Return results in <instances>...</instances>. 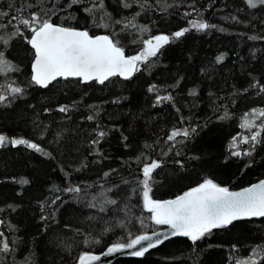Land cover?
<instances>
[{"label":"trees","instance_id":"16d2710c","mask_svg":"<svg viewBox=\"0 0 264 264\" xmlns=\"http://www.w3.org/2000/svg\"><path fill=\"white\" fill-rule=\"evenodd\" d=\"M14 2L23 4L25 0H0L4 5ZM106 2L115 18L128 14L120 8L118 0ZM151 2L159 9H150L138 21L149 27L148 35L171 34L187 26L188 19L192 18H202L216 24L217 28L206 32L190 31L162 49L161 54L131 80L116 77L105 86H85L75 80L58 81L49 89L30 86V46L19 40L13 44L10 58L18 65L19 71L10 73L8 77L0 76V85L15 80L25 87V94L17 98L10 108L0 106V133L33 140L46 152H51L52 156L23 147L0 149V207L5 208L0 213V219L6 220L0 230L30 243L36 252L38 264H53L54 259L56 264H62L49 243L55 235L59 234L71 245V257L74 258L82 251L90 250L80 243L83 237L77 235L75 229L79 227L93 235L99 233L97 223L86 219L88 215L99 214L62 192L60 195L66 203L59 207L55 219L40 220L42 214L51 212L47 207L55 195L51 190L64 187L62 165L72 171L74 181H87L93 185L92 191L98 192L99 184L109 187L122 179L134 184L139 171L136 157L145 152L152 159L162 161V167L154 173L151 193L154 199L175 198L205 178H212L229 190H238L264 179V144L258 145L252 156L240 159L231 157L228 151L232 138L242 132L239 122L244 112L254 107H264V103L255 95H233L236 89L246 87L249 81L264 77V40L251 41L247 38L251 35L264 36V22L261 19L264 12L256 10L253 15L243 0ZM191 5L195 6L198 16L194 14L185 18L183 12L191 11ZM232 15L245 23L232 21ZM3 19L0 17V20ZM62 19L63 16L56 22ZM72 24L84 27L86 20L78 16ZM87 26L95 34H105L102 28L91 24ZM122 37L127 55L138 53L142 48L141 39L147 38L136 32L122 33ZM220 55H224L225 59L217 63L216 58ZM151 84H156L161 92L164 89L171 92L174 103L153 107L154 95L147 91ZM193 91L196 94L190 95ZM114 99H119L120 103H112ZM73 101L74 110L67 117L56 111L58 105L72 104ZM88 105L93 107L89 108ZM45 109L51 111L45 112ZM95 111L99 113L95 123L108 131L107 137L99 145L107 158L99 163L94 162L97 157L88 155L95 123L85 119ZM225 111L229 112V118L218 119ZM181 116L185 118V124L179 123ZM189 125H199L197 133L185 144H177L168 152L169 145L163 139L167 132L173 127ZM125 136L128 137L126 141L123 139ZM146 144L150 146L147 149L144 147ZM247 147L241 145L242 149ZM176 160H183L184 167L176 164ZM81 162L88 163L89 167L75 172L74 169ZM109 169H116L117 172L107 181L101 180L103 172ZM20 180H28L29 183L20 184ZM128 187L122 186V192ZM138 200L139 197L133 195L128 208L121 205L123 210L118 215L115 209L111 214L116 217V222L126 219L135 224L132 228L134 232L139 228L140 216L145 218L149 228L154 227L146 219L149 214L142 212ZM42 204L45 205V213L41 212ZM7 205H12L16 210L7 209ZM9 223L17 229L14 234L7 231ZM64 225L71 227L65 228ZM116 232L110 233L102 245H95L91 250L102 252L109 239L116 238ZM259 242H264V220L254 219L237 222L228 229L214 232L200 242L195 252L186 238L176 237L143 258L119 259L113 264H229L231 256L245 255ZM233 245L239 249L235 254L232 252ZM70 264H75L74 259Z\"/></svg>","mask_w":264,"mask_h":264},{"label":"snow or ice","instance_id":"6c2138e0","mask_svg":"<svg viewBox=\"0 0 264 264\" xmlns=\"http://www.w3.org/2000/svg\"><path fill=\"white\" fill-rule=\"evenodd\" d=\"M118 3L120 8L128 12L120 18H115L109 11L106 0H39V2L25 0L23 4L0 3V17L4 18L0 20V76L8 77L10 73L19 71L18 65L10 58L13 44L19 40L25 42L31 49L30 86L49 89L61 80H75L85 86L93 84L105 86L116 77L128 81L136 73L144 71V66L149 65L153 58L161 54L162 49L185 37L190 31L206 32L217 28L216 24L202 18H192L188 19L187 26L171 34L148 35L149 27L138 21L150 9L157 11L159 6L154 7L151 0H118ZM243 3L247 9L252 10L253 15L256 14V10L264 12V0H243ZM173 6L181 7V5H169V7ZM191 8V11L183 12L185 18L192 17L194 14L198 16L195 6L191 5ZM61 16H63L61 22H56L61 19ZM78 16L86 20L84 27L73 26L72 21H75ZM231 19L236 23H245L236 15H232ZM261 19L264 22V16ZM88 24L104 29L105 34L91 32ZM128 32H136L147 37L141 39L142 48L134 55H127L122 44V33ZM247 38L251 41L264 40V36L260 35H251ZM216 59L217 63H222L225 56L220 55ZM147 91L154 95L153 107L164 103H174L172 93L167 89L161 92L156 84H151ZM237 93L255 95L264 103V77L249 81L246 87L236 89L233 95ZM24 94L25 87L17 84L15 80L2 84L0 85V106L10 108L16 99L23 97ZM195 94L194 91L190 93V95ZM112 103H120V100L114 99ZM74 104L75 101L72 104H60L56 107V111L67 117L74 110ZM88 107L93 106L88 105ZM50 111L51 109H45V112ZM98 114V111H95L87 115L85 119L95 123ZM229 116V112L225 111L218 119L225 120ZM185 122V118L181 116L179 123L185 124ZM239 127L242 132L233 137L228 145L229 155L238 159L252 156L256 147L264 144V107H254L244 112L240 118ZM198 128L199 125L171 128L163 138L165 144L169 145L168 152H171L177 144H185L192 139ZM93 133V138L89 141L88 155L97 157L98 159L94 162L99 163L107 158L99 145L107 137L108 131L101 124L95 123ZM123 139L126 141L128 137L125 136ZM241 145L248 147L242 149ZM9 146L23 147L45 156H52L51 152H46L33 140L0 133V149ZM144 147L147 149L150 146L146 144ZM176 155L179 156L180 153L177 152ZM52 158L55 159V157ZM194 158L198 159V157ZM136 162L139 171L134 184L127 179H122L109 187L99 184L98 192L92 191L93 185L87 181H74L72 171L61 166V171L65 174L64 187H55L51 190L55 193L47 203L51 212L42 214L40 220L43 222L55 219L59 207L66 203L60 195L61 192L99 214V216L86 217L89 222L97 223L99 228L97 235L82 231L79 227L75 229L77 235L83 237L80 243L90 250L82 251L73 258L71 257L72 247L64 241L62 236L57 234L49 241L62 264H70L72 259L75 264H97L102 261V257L116 254L143 258L174 237L186 238L190 242L192 251L195 252L200 247V242L205 241L218 230L228 229L237 222L264 220V180L240 191H230L228 187L221 186L214 179L205 178L174 199H154L151 194L155 181L154 173L162 167V161L152 159L145 152H141L136 157ZM174 162L181 168L184 167L183 160ZM88 167V163L81 162L74 171L80 172ZM116 172V169H109L103 172L100 179L107 181ZM19 183L26 185L29 181L20 180ZM122 186L129 187L122 192ZM133 195L139 197L138 204L142 205V212L149 214L146 219L154 227L149 228L145 218L140 216L138 217L139 228L134 232L132 228L135 224L131 221L120 219L116 222V217L111 215L113 209L118 215L123 210L121 205L128 208ZM7 209L16 210L12 205H7ZM4 211L5 208L0 207V213ZM41 212L45 213L43 204ZM5 224L6 220L0 219V227ZM64 227L71 226L64 225ZM116 229H119V232H116ZM7 231L14 234L17 229L15 225L9 223ZM44 231L47 232V228ZM113 232H116V238L109 239L101 253L91 250L95 245H102L105 237ZM238 251L237 246L233 245V254ZM0 264H38V261L30 243L20 237L6 235L5 231L0 230ZM53 264H56V259L53 260ZM229 264H264V242L256 243L245 255L231 256Z\"/></svg>","mask_w":264,"mask_h":264},{"label":"water","instance_id":"95a60500","mask_svg":"<svg viewBox=\"0 0 264 264\" xmlns=\"http://www.w3.org/2000/svg\"><path fill=\"white\" fill-rule=\"evenodd\" d=\"M261 180H264V179H261ZM260 181V180H259ZM259 181H256L246 187H250L251 185L255 184V183H258ZM246 187H243L241 189H238V190H230V191H240ZM174 199V198H172ZM176 238V237H174ZM173 239V238H171ZM101 253V252H100ZM128 258H137V257H132V256H129L127 254H116V255H113V256H110V257H102V261L101 262H97V264H113L115 261L119 260V259H128Z\"/></svg>","mask_w":264,"mask_h":264}]
</instances>
